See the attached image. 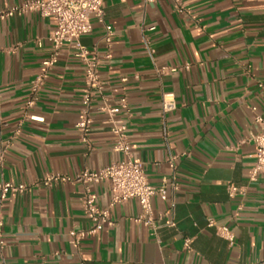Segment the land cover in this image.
I'll use <instances>...</instances> for the list:
<instances>
[{"label": "crops", "instance_id": "1", "mask_svg": "<svg viewBox=\"0 0 264 264\" xmlns=\"http://www.w3.org/2000/svg\"><path fill=\"white\" fill-rule=\"evenodd\" d=\"M26 1L0 0V14ZM179 1L182 12L175 0H104L110 60L103 58L105 26L95 18L79 40L102 57L108 103L128 99L133 157L144 163L151 185L166 186L168 199L153 200V227L137 221L134 200L110 208L113 226L78 245L69 233L91 227L84 186L46 187L43 179L75 178L125 157L113 150V134L96 108L91 149L81 142L75 125L84 66L75 44L62 48L38 102L26 108L56 21L36 13L0 20V184L27 186L0 198V264H264V175L250 182L255 118L264 117V0ZM165 67L179 71L161 75ZM163 94L174 95L175 112H162ZM229 184L240 190L234 198ZM91 190L98 207L108 209L110 183ZM209 220L228 227L234 244Z\"/></svg>", "mask_w": 264, "mask_h": 264}, {"label": "built area", "instance_id": "2", "mask_svg": "<svg viewBox=\"0 0 264 264\" xmlns=\"http://www.w3.org/2000/svg\"><path fill=\"white\" fill-rule=\"evenodd\" d=\"M147 1L152 2L154 0ZM175 6L179 12H182L179 0H175ZM29 13L39 14L42 18L54 19L56 28L48 37L51 50L41 62L40 72L32 82L31 96L26 102V108H31L38 102L42 88L58 63L62 48L68 44H75L73 47L75 56L84 66V90L80 99L81 111L79 120L75 125L81 142L91 149L89 134L94 124L93 110L96 108L97 112L106 117V124L109 125L113 134V150L125 157L123 160L114 162L97 171L85 170L75 178L62 174H52L43 179L42 184L46 187L74 182L85 188L82 209L84 215L90 221L91 227L84 231H71L69 236L72 243L78 245L82 240L98 234L105 227H112L113 223L109 218V209L131 200L138 202L140 206L141 214L137 221L146 227H153L155 222L153 200L159 197L161 200L167 201V188L166 186L155 187L151 185L144 170V163L133 157V146L128 139V123L131 118L128 99L122 97L115 105L108 103L103 94L105 84L100 75L102 57L95 51L87 50L79 43L82 36L92 32V18H95L106 29L105 41L109 51L103 58L105 60L111 59L110 49L113 31L110 26L105 24L104 0H30L1 13L0 20L14 16H24ZM39 45H41L40 42ZM178 71L177 68L165 67L159 70V73L164 75ZM122 81L125 82L126 79L124 78ZM259 88L264 94V82L259 83ZM98 98H100V104L95 107ZM177 109L178 105L174 95L163 94L162 112L171 114ZM255 122L259 126V133L253 138L256 148V162L250 173V182H256L264 175V117L256 116ZM3 161L4 155H1L0 168H2ZM172 168H174L173 164ZM103 181L110 183L111 201L109 208L102 210L97 205L96 196L92 192L91 186L100 184ZM26 189L25 184L2 183L0 184V198L3 201L9 194L22 193ZM227 189L231 198L240 193V190L232 184H229ZM169 226L175 227V223L171 222ZM2 227L3 221L0 219V249L5 247V242L2 239ZM208 227H215L221 238L230 244H234L235 236L228 227H217L213 220H209ZM190 244L191 240L187 239L185 246L190 248Z\"/></svg>", "mask_w": 264, "mask_h": 264}]
</instances>
